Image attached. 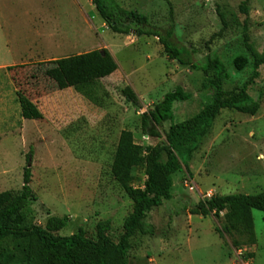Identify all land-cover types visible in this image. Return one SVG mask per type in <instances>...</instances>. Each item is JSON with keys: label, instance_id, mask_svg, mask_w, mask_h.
Here are the masks:
<instances>
[{"label": "rangeland", "instance_id": "obj_1", "mask_svg": "<svg viewBox=\"0 0 264 264\" xmlns=\"http://www.w3.org/2000/svg\"><path fill=\"white\" fill-rule=\"evenodd\" d=\"M117 1L146 15L163 37L173 32L170 41L192 64L219 58L232 76L224 90L238 93L248 85L249 96L260 103L256 116L221 112L189 171L175 175L173 198L147 213L144 222L155 233L137 232L130 239V264H264L263 212L253 211L256 244L241 250L223 232V220L192 215L207 193L264 192V0H248V14L242 11L245 0ZM99 49L112 51L121 69L103 83L105 107L78 101L76 93H67L66 101L48 98L60 83L87 79L88 64L78 54ZM238 54L250 58L241 75L231 66ZM258 61L263 64L255 77ZM213 76L170 59L160 38L113 32L92 0H0V194L21 192L30 166L37 200L26 226L45 228L52 217H68L60 236L82 228L96 240L99 223L110 221L108 235L119 242L133 212L132 200L112 174L121 133L133 132L141 146L165 145L171 122L154 138L142 132L143 113L181 87L192 98L176 104L174 122L191 119L212 102ZM126 87L138 95L142 109L121 95ZM19 93L37 101L43 119H23ZM188 176L194 191L185 186ZM135 177L133 186L142 188L145 171L137 169ZM3 251L15 252L16 245L10 241Z\"/></svg>", "mask_w": 264, "mask_h": 264}, {"label": "trees", "instance_id": "obj_2", "mask_svg": "<svg viewBox=\"0 0 264 264\" xmlns=\"http://www.w3.org/2000/svg\"><path fill=\"white\" fill-rule=\"evenodd\" d=\"M245 0L242 11L249 13ZM98 15L115 33L134 34L137 37H157L165 46L169 58L182 66L205 75L214 72L209 85L216 91L210 104L196 116L184 122L175 123V106L188 102L192 96L183 88L168 93L162 102L142 115V132L154 138H160L159 128L167 122L171 127L165 145L141 146L136 143L131 131L120 135L112 165V174L133 202V212L126 219L124 234L119 242L108 235L111 222L104 221L97 226V239L87 236L84 229L72 236H60L59 233L69 226V218L52 217L46 227L30 224L26 226L34 213L33 205L37 198L31 187L32 169L26 167L24 185L21 192L6 191L0 194V248L8 242L16 245V251L0 253V264H130L132 246L130 239L140 232L153 235L154 227L144 220L153 208L161 207L165 201L173 198L174 177L184 170L189 171L194 155L199 151L205 139L211 134L216 119L223 110H235L245 115L256 116L260 103L248 94V85L238 93H228L224 85L232 79L228 67L219 58L199 66L183 58L184 50L177 48L170 40L173 32L165 38L153 27L144 14L124 9L117 0H92ZM223 16V15H221ZM93 76L76 86L77 92L99 107H105V95L101 80L114 74L118 64L110 51L97 50L88 55ZM250 64L247 54H238L231 62L237 75L244 74ZM263 62H256L257 70ZM129 104L142 109L138 95L131 87L121 91ZM19 104L25 120H41L43 114L26 96L21 93ZM31 156V155H30ZM142 168L147 177L142 188L133 186L135 171ZM264 213V192L258 195L233 194L214 196L198 203L192 215L208 217L214 215L223 220V232L233 239V246L241 250L257 242L253 211ZM20 252L21 257L16 254Z\"/></svg>", "mask_w": 264, "mask_h": 264}, {"label": "crops", "instance_id": "obj_3", "mask_svg": "<svg viewBox=\"0 0 264 264\" xmlns=\"http://www.w3.org/2000/svg\"><path fill=\"white\" fill-rule=\"evenodd\" d=\"M34 38H35V35H34V37L32 38V41H31V43H33V40H34ZM28 50H29V47H28ZM99 50H108V49H99ZM97 51V50H96ZM108 51H110V50H108ZM92 52H94V51H92ZM92 52H87V53H80L79 52V54H78V56H85V59H86V62H87V64H88V68H89V70H90V73H89V77L87 78V79H85V80H83L81 83H84L85 81H87L89 78H91L92 76H93V73H92V70H91V68H90V66H89V62H88V60H89V58H88V55L90 54V53H92ZM29 53V52H28ZM110 53L112 54V56L114 57V59L116 60V57H115V54L114 53H112V51H110ZM116 62H117V60H116ZM117 64H118V62H117ZM121 71V69H120V66H119V64H118V70L114 73V74H112L111 76H109V77H107V78H104V79H102L101 80V83H102V86L104 87V85H103V83H105V80H108V82H111L115 77H117V74L119 73ZM60 80V79H59ZM61 81V80H60ZM59 81V82H60ZM81 83H78V84H81ZM61 84V83H60ZM59 84V86L57 87V89H54V90H52L51 91V95L48 97V98H52V100H54V99H57V98H65V101L67 100L66 98H67V93H70V94H72V93H76V96L78 97V101H82L83 99H87L84 95H82V94H80L79 92H77V90H76V86L78 85V84H74V82L73 81H71V80H69V81H66V82H63L61 85ZM105 89V88H104ZM25 96V95H24ZM35 106H37V101H34V100H31L28 96H26ZM88 100V99H87ZM88 101H90V100H88ZM91 102V101H90ZM91 103H93V102H91ZM94 104V103H93ZM95 106H97L96 104H94ZM38 108V107H37ZM88 108H90V107H88ZM39 109V108H38ZM40 110V109H39ZM40 112H41V110H40ZM147 112V111H146ZM42 113V112H41ZM43 114V113H42ZM144 114V113H143ZM44 116V115H43ZM27 121V120H26ZM35 121V120H34Z\"/></svg>", "mask_w": 264, "mask_h": 264}, {"label": "built area", "instance_id": "obj_4", "mask_svg": "<svg viewBox=\"0 0 264 264\" xmlns=\"http://www.w3.org/2000/svg\"><path fill=\"white\" fill-rule=\"evenodd\" d=\"M145 139H146V140H149V137L147 136ZM185 186H186V188L189 189L190 191H194V190H196V187H195V185H194V182H193V180H192L189 176H188V179L185 181ZM212 197H214V196L212 195V193H207V194L205 195V197H204L203 200H209V199H211Z\"/></svg>", "mask_w": 264, "mask_h": 264}]
</instances>
